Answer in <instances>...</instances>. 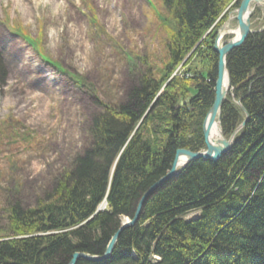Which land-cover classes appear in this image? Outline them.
Wrapping results in <instances>:
<instances>
[{"label":"trees","instance_id":"obj_1","mask_svg":"<svg viewBox=\"0 0 264 264\" xmlns=\"http://www.w3.org/2000/svg\"><path fill=\"white\" fill-rule=\"evenodd\" d=\"M158 5L168 35L166 60L130 59L132 67L144 68L134 73L122 102L94 97L100 110L90 119L89 141L53 177L50 189L31 206L6 203L0 264H66L75 252L101 255L122 217L131 218L142 194L168 171L175 150L204 148L201 123L216 77L212 42L227 11L239 3L158 0ZM8 35L70 74L77 87L85 84L83 76L44 55L40 37H30L6 15L0 40ZM1 67L0 62V75ZM226 68L232 89L220 111L223 134L243 118L232 97L248 113L231 148L217 161H190L150 193L110 257L76 264H264V29L230 51ZM3 130L0 125V139L9 135ZM192 211L199 215L186 219Z\"/></svg>","mask_w":264,"mask_h":264},{"label":"rangeland","instance_id":"obj_2","mask_svg":"<svg viewBox=\"0 0 264 264\" xmlns=\"http://www.w3.org/2000/svg\"><path fill=\"white\" fill-rule=\"evenodd\" d=\"M237 7L227 11L232 31ZM6 15L30 37H40L44 55L85 84L77 87L22 39L0 40V125L9 133L0 139L1 230L6 203L34 205L87 145L90 119L100 110L94 97L122 102L134 73L144 68L132 67L130 59L161 63L168 38L158 0H0V20ZM250 22L253 30L264 25V1L253 5Z\"/></svg>","mask_w":264,"mask_h":264},{"label":"water","instance_id":"obj_3","mask_svg":"<svg viewBox=\"0 0 264 264\" xmlns=\"http://www.w3.org/2000/svg\"><path fill=\"white\" fill-rule=\"evenodd\" d=\"M263 1L264 0L240 1L238 7L236 8L235 16L237 35H234V32L229 29L231 24L227 20L216 29L215 37L212 42V50L217 55L216 77L214 79L213 89L214 94L211 105L201 123L204 148L198 151H191L185 148L176 149L168 171L151 186H149L148 189L142 194L135 206L132 217L122 222L121 225L116 229V231L110 237L104 252L101 255L94 256L84 252H75L71 255L66 264H76L79 259L88 261H100L107 259L113 250L120 232L126 227L133 226L137 222L143 203L150 193H152L157 187L162 185L169 178L175 176L190 161L197 159L217 161L231 148L234 141L236 140L237 134L248 120V113L241 104L240 99L233 100L234 103L240 107L243 118L227 137L223 134L222 127L219 123L220 111L223 101L226 99L227 94L232 89L229 74L226 68V58L231 50L239 47L244 42L248 34L252 32H259L264 29V25L261 28L254 30L250 27V16L253 10V5L260 4ZM226 35H230V37L224 39V36ZM232 98L234 99V97ZM213 125H216L218 130V137L215 138L210 137V132Z\"/></svg>","mask_w":264,"mask_h":264},{"label":"bare ground","instance_id":"obj_4","mask_svg":"<svg viewBox=\"0 0 264 264\" xmlns=\"http://www.w3.org/2000/svg\"><path fill=\"white\" fill-rule=\"evenodd\" d=\"M261 4V3H260ZM234 32V35H237V29L233 31ZM207 44V43H206ZM202 61V60H201ZM192 65V64H191ZM210 137L211 138H215V137H218V130H217V126L216 125H213L212 126V130L210 132ZM90 255V254H89ZM94 256V255H92ZM110 257V256H109ZM88 261V260H87Z\"/></svg>","mask_w":264,"mask_h":264}]
</instances>
